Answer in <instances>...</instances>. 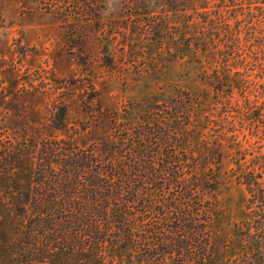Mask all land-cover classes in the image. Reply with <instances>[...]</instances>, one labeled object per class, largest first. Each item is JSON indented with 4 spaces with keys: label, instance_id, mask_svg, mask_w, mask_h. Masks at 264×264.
Segmentation results:
<instances>
[{
    "label": "rangeland",
    "instance_id": "rangeland-1",
    "mask_svg": "<svg viewBox=\"0 0 264 264\" xmlns=\"http://www.w3.org/2000/svg\"><path fill=\"white\" fill-rule=\"evenodd\" d=\"M256 13L264 0H0V264H176L129 243L95 253L23 239L20 208L42 139L71 138L106 162L124 155L120 132L140 124L152 139L144 157L159 162L173 147L195 171L216 175L217 249L206 264H238V225L248 217L238 178L259 146L238 102L264 101V62L254 65L245 26ZM228 30L242 45L232 55L220 41ZM225 78L231 96L214 89ZM227 121L235 130L213 141L211 127Z\"/></svg>",
    "mask_w": 264,
    "mask_h": 264
},
{
    "label": "trees",
    "instance_id": "trees-1",
    "mask_svg": "<svg viewBox=\"0 0 264 264\" xmlns=\"http://www.w3.org/2000/svg\"><path fill=\"white\" fill-rule=\"evenodd\" d=\"M248 19L251 21L245 26L252 23L254 28H246L252 30L249 34L257 43L252 49L254 65L262 66L264 13ZM224 36L229 41H220L230 55L242 48L229 30ZM241 59L244 62L246 58ZM225 80L218 81L214 89L231 96V85L228 78ZM260 94L264 98V89ZM243 98L238 107L250 116L248 131L259 146L249 168L238 178L246 192L248 217L238 225L242 251L237 261L264 264V101ZM226 108L224 113H230L231 107ZM63 116L58 114L54 123L61 124ZM227 126H212V140L220 136V130H235L232 122L227 121ZM133 129L120 132L127 140L122 142V158L106 162L71 138L39 142L33 155V185L27 206L20 208L26 217V243L95 253L129 243L142 256L176 264H206L215 256L212 229L221 213L216 175L195 171L173 147L163 149L159 162L152 155L144 157L142 148L152 140L150 128L140 124ZM214 152H218L217 147H212V155Z\"/></svg>",
    "mask_w": 264,
    "mask_h": 264
}]
</instances>
